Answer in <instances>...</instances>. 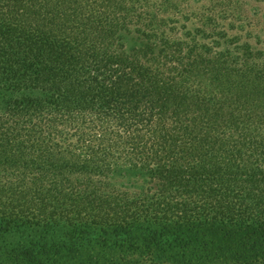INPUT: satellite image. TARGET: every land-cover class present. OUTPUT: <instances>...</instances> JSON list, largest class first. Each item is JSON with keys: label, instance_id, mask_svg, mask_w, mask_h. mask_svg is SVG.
<instances>
[{"label": "trees", "instance_id": "obj_1", "mask_svg": "<svg viewBox=\"0 0 264 264\" xmlns=\"http://www.w3.org/2000/svg\"><path fill=\"white\" fill-rule=\"evenodd\" d=\"M175 5L0 0L2 264H264V49Z\"/></svg>", "mask_w": 264, "mask_h": 264}, {"label": "rangeland", "instance_id": "obj_2", "mask_svg": "<svg viewBox=\"0 0 264 264\" xmlns=\"http://www.w3.org/2000/svg\"><path fill=\"white\" fill-rule=\"evenodd\" d=\"M172 1L176 3V9L166 13L165 16L173 20L179 36L184 38L188 33L195 35L202 17L213 14L220 22V27L225 30L226 36L220 41L201 39L202 44H207L216 53L229 51L235 57L240 56L239 54L248 56L250 53H255L250 58V63L257 57L258 50L264 49V2L259 0ZM18 240V237L0 236V264L7 259V252ZM52 257L56 261L54 264L80 263L76 258Z\"/></svg>", "mask_w": 264, "mask_h": 264}]
</instances>
